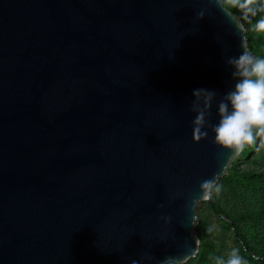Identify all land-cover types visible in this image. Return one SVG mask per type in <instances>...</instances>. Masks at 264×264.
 Listing matches in <instances>:
<instances>
[{"label":"water","instance_id":"water-1","mask_svg":"<svg viewBox=\"0 0 264 264\" xmlns=\"http://www.w3.org/2000/svg\"><path fill=\"white\" fill-rule=\"evenodd\" d=\"M242 42L207 0H0V264L195 258L235 159L193 141L192 93L217 123Z\"/></svg>","mask_w":264,"mask_h":264},{"label":"clouds","instance_id":"clouds-1","mask_svg":"<svg viewBox=\"0 0 264 264\" xmlns=\"http://www.w3.org/2000/svg\"><path fill=\"white\" fill-rule=\"evenodd\" d=\"M211 7L222 12L239 34L247 31L245 24L258 33H264V0H207ZM235 13H239L236 15ZM211 15L210 9H201L196 19ZM243 41V40H242ZM239 56L227 57L226 62L232 69L234 88L221 96L217 103L218 122H211V109L217 93L207 89L193 90L191 112L192 139L194 142L205 140L209 129L214 134V144L235 159L248 146L261 137L264 144V58L250 53L241 43ZM217 176L204 179L199 185V198L193 199V206L212 198L213 192H220ZM167 219V218H163ZM132 264H139L133 261ZM161 264H186L185 257H166ZM217 264H244L239 249L233 248L225 261L220 258Z\"/></svg>","mask_w":264,"mask_h":264},{"label":"rangeland","instance_id":"rangeland-1","mask_svg":"<svg viewBox=\"0 0 264 264\" xmlns=\"http://www.w3.org/2000/svg\"><path fill=\"white\" fill-rule=\"evenodd\" d=\"M258 140L257 151L250 158L238 166V176L226 181H218L220 192H213L212 198L219 207L231 217L242 219L251 225L252 229L264 233V189L259 188L260 177L264 176V166L255 164L254 157L264 154V144ZM252 185H257L254 188ZM198 222L202 223V235L197 237L201 244V251L205 261L217 264L220 258L225 261L233 248L239 249L244 264H260V254H264V239L257 240L249 236L239 241L233 232L226 228L224 218L215 214L208 203L199 202L195 209ZM237 219V225L241 222ZM188 264H203L196 258L190 259Z\"/></svg>","mask_w":264,"mask_h":264},{"label":"trees","instance_id":"trees-1","mask_svg":"<svg viewBox=\"0 0 264 264\" xmlns=\"http://www.w3.org/2000/svg\"><path fill=\"white\" fill-rule=\"evenodd\" d=\"M236 15H239V13H235ZM245 28H247V31L245 32L246 34V39H247V47L250 50V52L258 57V58H264V33H258L254 30L251 29V27L247 24H245ZM260 137H257L256 142L251 145L248 146L245 151L243 153H241L240 156L236 157L234 162L232 163L231 167L228 170V173L221 179L222 181H226L229 178L233 177V176H238V166L240 163H242L243 161H246L250 158V156L255 153L257 151V144H258V140ZM254 163L255 164H260L264 166V154L258 155L257 157H254ZM254 188H258L257 185H252ZM259 188H263L264 189V176L262 175L260 177V186ZM212 204H213V208H211L209 205V208L218 216H221L224 218L225 221V226L226 228L230 229L233 232L234 237L236 238L237 241H239L240 239L249 236L250 238H255L257 240H261L264 239V233L263 232H258L255 231V229L253 230L251 225L246 224L244 222H242V219H239L241 222L239 223V226L237 225V219L234 216H230L229 214L225 213L220 207L219 205L216 203V201L214 200V198H212ZM196 235L198 238L201 237L202 235V223L201 221L198 222L197 226H196ZM201 244L198 245V252L195 255V258L203 263V264H211L208 263L207 261H205V259L203 258L202 255V251H201ZM261 258L259 263L260 264H264V254H260ZM189 262V261H188ZM188 262H186V264H188Z\"/></svg>","mask_w":264,"mask_h":264}]
</instances>
